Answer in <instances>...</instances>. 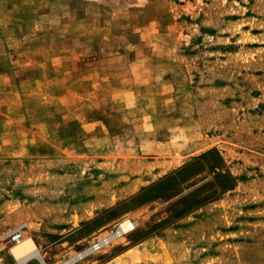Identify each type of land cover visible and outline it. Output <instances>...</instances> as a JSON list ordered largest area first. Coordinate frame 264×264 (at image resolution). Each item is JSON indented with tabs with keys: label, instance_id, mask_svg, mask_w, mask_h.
Masks as SVG:
<instances>
[{
	"label": "rangeland",
	"instance_id": "rangeland-1",
	"mask_svg": "<svg viewBox=\"0 0 264 264\" xmlns=\"http://www.w3.org/2000/svg\"><path fill=\"white\" fill-rule=\"evenodd\" d=\"M21 222L45 264H264V0H0Z\"/></svg>",
	"mask_w": 264,
	"mask_h": 264
},
{
	"label": "bare ground",
	"instance_id": "bare-ground-1",
	"mask_svg": "<svg viewBox=\"0 0 264 264\" xmlns=\"http://www.w3.org/2000/svg\"><path fill=\"white\" fill-rule=\"evenodd\" d=\"M120 225L121 226H120V228H118L117 233L123 232V231L129 229L130 227H132V223H130L129 220L122 221L120 223ZM109 233L112 234L111 232H109ZM109 233L106 234L107 236L104 235L99 240L104 239V241H103L104 243H108V242L113 241L115 239L114 237H112L110 240L106 241L107 238L110 235ZM22 239H20L21 241L18 240L17 241L18 243L15 242L16 244H14L11 247V254L17 259V261L19 262V264H26L27 260L29 258H31V257H35L38 260H40L42 262V264H45L43 262V258L39 254V251H38V249H37V247L35 245V242L33 241L32 237L31 236H26L23 240ZM101 241H99L98 244H104Z\"/></svg>",
	"mask_w": 264,
	"mask_h": 264
},
{
	"label": "built area",
	"instance_id": "built-area-1",
	"mask_svg": "<svg viewBox=\"0 0 264 264\" xmlns=\"http://www.w3.org/2000/svg\"><path fill=\"white\" fill-rule=\"evenodd\" d=\"M28 229L27 224L25 222H21L18 225H16L15 227L11 228V229H7L4 232H2L0 234V241L2 240H7L11 243H15L18 240L22 239L25 235L26 230ZM106 235V234H105ZM103 237V236H102ZM100 239V238H99ZM96 240L95 242H93L89 248H92L91 251L97 250L99 249L102 245L107 244H98L99 241L101 240ZM104 239H102L101 242H103ZM3 262L2 257L0 256V264Z\"/></svg>",
	"mask_w": 264,
	"mask_h": 264
}]
</instances>
